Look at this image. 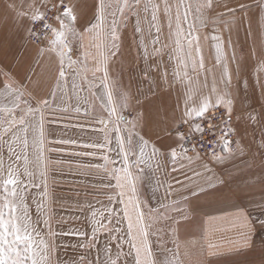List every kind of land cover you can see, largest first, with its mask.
Listing matches in <instances>:
<instances>
[{"label": "snow or ice", "instance_id": "1", "mask_svg": "<svg viewBox=\"0 0 264 264\" xmlns=\"http://www.w3.org/2000/svg\"><path fill=\"white\" fill-rule=\"evenodd\" d=\"M165 24L175 45L168 56L175 61L172 77L193 85L199 81L190 73L212 74L210 89L203 90L207 83L189 87L182 107L170 103L164 87L169 74L159 73L155 59L168 47L161 43ZM210 25L218 77L215 66H205L198 35ZM221 25L229 33L245 27L260 83L264 0H0V27L13 29L20 48L35 46L31 57H13L15 71L0 65V264H158L152 237H170L175 245L162 264H184L180 232L205 207L219 203L236 210L240 241L227 247L209 243L196 264H264V103L259 111L252 105L246 113L236 111L232 62L244 90L250 85L231 37L225 41L219 34ZM129 27L143 51L145 67L138 72L131 44L124 57ZM73 41L80 42L76 59ZM11 48L0 39V55L7 58ZM124 70L127 85L116 75ZM260 88L264 96V84ZM73 118L74 136H58L51 127ZM249 127H259L258 140ZM56 153L90 158L76 165V174L97 181L84 200L74 202V220L53 214V173L65 162ZM236 160L242 167L229 171L226 165ZM255 167L258 176L251 175ZM145 182L152 185L155 206L142 198ZM59 206L72 208L63 199ZM257 244L259 262L228 258L246 255Z\"/></svg>", "mask_w": 264, "mask_h": 264}, {"label": "rangeland", "instance_id": "2", "mask_svg": "<svg viewBox=\"0 0 264 264\" xmlns=\"http://www.w3.org/2000/svg\"><path fill=\"white\" fill-rule=\"evenodd\" d=\"M144 27H146V25ZM148 39L150 41V38ZM149 46L151 47L150 44ZM72 47V55L73 58L76 59L78 56H80V42L73 41ZM76 119L77 118H73L72 122H68L67 120L62 119L61 122L52 124L51 127L56 129L58 136L65 134V132L67 136H74L76 133L72 129V123L76 122ZM65 124H67V129H65L64 127ZM56 147L67 148L69 152L74 150L71 148V146L56 145ZM55 155L62 158L65 162L62 166H58L57 172L53 173L55 182L52 184V189L56 197V200L52 204L53 214L55 216L65 215L73 218L74 220L75 216L78 215L75 209L74 202L77 199L81 201L84 200L85 196L83 195V193L85 191L91 193V186L97 181L94 179V176L87 174H76V165L78 163L86 164L89 162L90 158L71 157L67 153H56ZM241 164V160H236L232 164H227L226 168L229 171H232L234 170V165L237 167H242ZM260 171L261 170L259 169V167H255L252 170L251 175L258 176L260 174ZM76 192H81L82 195L80 197H77L75 195ZM141 192L142 198L150 199V202L153 206L157 204V199L153 196L152 193L151 184L145 182L141 189ZM259 194V191H257V197L259 196ZM158 195L160 194L158 193L157 196ZM61 199L71 204L72 208H61L59 206V200ZM87 199H91V195H89ZM245 203H247V200L245 201ZM222 205L225 204L223 203ZM229 207H231V205H229ZM218 209L219 207L215 206L214 204L209 210L205 211H207L208 213H213ZM235 211L236 210L233 208L232 211L223 214L225 216L222 215L221 217H211L212 219L201 216L200 214L203 215V211L196 215L195 219L190 223L188 229L186 231H181L179 235V239L181 242L180 258L182 261H184V264H196L197 260L202 258V250H206L209 243L222 245L224 247H227L229 242H232L233 244L239 243L240 232L243 229L240 227V222L234 219ZM75 223L79 224L80 222ZM53 227H55V223L53 224ZM221 236L223 237L222 239ZM64 239L66 241L75 242L77 238L65 237ZM151 242L153 246V253L158 261V264H162L165 259L172 258V252L175 250V245L173 244L170 237H165V240L163 242H160L156 237H152ZM185 252H187L188 255H185ZM63 255V252H61V258H63ZM69 255H72L71 251H69ZM228 258L241 261L259 262L261 259L259 245L257 244V247L246 255L233 256Z\"/></svg>", "mask_w": 264, "mask_h": 264}, {"label": "crops", "instance_id": "3", "mask_svg": "<svg viewBox=\"0 0 264 264\" xmlns=\"http://www.w3.org/2000/svg\"><path fill=\"white\" fill-rule=\"evenodd\" d=\"M234 2V0H233ZM251 2V0H249ZM254 12H257L255 8H253ZM82 30V29H81ZM13 29L9 27L8 29H3L0 27V39H7L12 43V48L9 56L5 58L3 55H0V65H6V70H13L15 71L14 64L15 61L13 57L20 56L22 58L31 57L34 55V45H28L27 49L20 48L19 42L16 41L12 35ZM214 34V27L209 26L207 28H202L199 30L198 35L201 37V46H202V53L205 58V66L206 68H213L215 66V41H212L210 37ZM225 41L231 37L232 43L235 47V52L238 56V58L242 59L244 68L243 72L241 73V76L249 81V87L245 91L242 83L238 82L235 76V69H236V63L232 62L230 64V68L233 72V87L235 89H239V96L236 103V111L237 112H243L246 113L247 111H250L251 109L248 107L249 105H252V107H255L257 111H259L260 103H264V96L261 95V88L260 84H264V74H261L260 83L256 82L257 78V72H256V64L257 61L254 57L251 56V49H252V41L246 36L245 27H239V28H233L231 33H229L227 30H224L223 25L220 26V33ZM207 36L208 39H204V37ZM85 44H88V40L84 41ZM161 43L167 44L168 47L164 49V52L160 57H156L155 59L160 61L159 66V73H163L165 71L169 74V83L166 84L164 87L166 90H168L171 93L170 96V103L176 104L177 102L180 103V106H183V94L187 92L189 87H202L205 83H207V87H205L203 90L207 92L212 84V74L207 73L204 71H201L199 73V76L197 77L196 74L190 73L193 76V80L199 81V83H194L193 85H188L187 82H181L179 80H176L172 77V71L175 66V61H170L168 59L169 54L171 53L172 49L175 47L174 43L172 42V39L168 37V29L166 24L164 25L163 31L161 33ZM128 44H131V55L136 56L137 58V72L140 68L145 67L144 61H143V51L137 50L136 42L132 39V31L131 27H129L127 33H126V43L124 47V57L129 58V48ZM161 45H156V47H160ZM149 49L151 50V47L149 46ZM95 51V49H92ZM226 51L230 54L231 49H226ZM91 66V64H90ZM121 64L118 61L116 64L113 65L114 69L120 68ZM116 75L122 80V83L124 85H127L129 83V73L127 70H124L122 72H116ZM215 75L218 77L220 75V68L219 66H215ZM241 127H244L242 124ZM250 134H253L256 136L257 140L260 136V129L259 127H256L255 129L249 127L248 129ZM186 163V162H185ZM242 165V164H241ZM176 178L180 180H184V176L180 173H174L173 174ZM159 196V195H158ZM223 203L215 204V206L219 207L218 210L214 211L213 213H208L205 210H209L212 206L205 207L203 209V215L201 216L205 218L210 217H221L223 214H226L229 211H232V207H229L227 203H224L225 205H222ZM225 216V215H223ZM211 232V231H210ZM223 237L221 236V239Z\"/></svg>", "mask_w": 264, "mask_h": 264}, {"label": "built area", "instance_id": "4", "mask_svg": "<svg viewBox=\"0 0 264 264\" xmlns=\"http://www.w3.org/2000/svg\"><path fill=\"white\" fill-rule=\"evenodd\" d=\"M234 122H235V121H234ZM180 128H181L182 131L186 130V127H185V125H183V124L180 125ZM211 138H212L211 135L208 134V135L206 136L205 143H207V140H208V139H211Z\"/></svg>", "mask_w": 264, "mask_h": 264}]
</instances>
